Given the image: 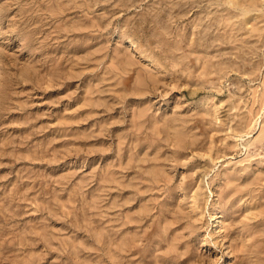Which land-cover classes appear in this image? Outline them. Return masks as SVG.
<instances>
[{
  "label": "rangeland",
  "instance_id": "374dc122",
  "mask_svg": "<svg viewBox=\"0 0 264 264\" xmlns=\"http://www.w3.org/2000/svg\"><path fill=\"white\" fill-rule=\"evenodd\" d=\"M0 264H264V0H0Z\"/></svg>",
  "mask_w": 264,
  "mask_h": 264
},
{
  "label": "bare ground",
  "instance_id": "6f19581e",
  "mask_svg": "<svg viewBox=\"0 0 264 264\" xmlns=\"http://www.w3.org/2000/svg\"><path fill=\"white\" fill-rule=\"evenodd\" d=\"M254 4H255V3H254ZM254 4H251L252 7H253ZM244 5H245V3H244ZM242 6H243V5H242ZM242 10L246 11V8L243 7ZM239 11H240V10H239ZM246 12H247V11H246Z\"/></svg>",
  "mask_w": 264,
  "mask_h": 264
}]
</instances>
